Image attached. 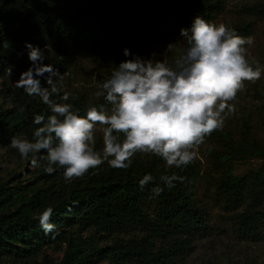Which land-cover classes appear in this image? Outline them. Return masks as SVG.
Instances as JSON below:
<instances>
[{
    "label": "trees",
    "instance_id": "1",
    "mask_svg": "<svg viewBox=\"0 0 264 264\" xmlns=\"http://www.w3.org/2000/svg\"><path fill=\"white\" fill-rule=\"evenodd\" d=\"M253 7L264 14V2ZM221 9L220 0H0V146L11 147L13 136L32 140L35 115L51 114L39 97L28 96L15 85L20 74L32 67L26 44L43 51L42 64L51 65L61 76L70 66L71 55L112 31L146 50L159 34L189 28L196 16L210 21ZM229 27L242 37L251 31L248 23ZM10 66L9 77L5 69ZM48 75L36 77L42 87H49ZM60 76L53 77L60 90L52 97L55 101L72 104L82 116L89 105L105 103L102 97L90 100L72 93L68 101H62ZM205 139L221 144L213 152L214 187L227 208L236 210L237 234L259 238L264 228V145L247 124L237 139L223 127ZM42 155L46 153L29 154L26 160ZM248 158L261 162L244 174H235V165ZM39 162L43 170L25 184H11L15 176H0V264H95L100 260L106 264H179L208 229L206 214L194 196L199 175L194 162L169 169L161 158L138 153L126 170L105 162L71 183L65 182L63 168L56 166L48 174L46 161ZM149 173L155 180L141 189L139 180ZM172 174L183 180L168 188L159 178ZM157 185L164 191L154 197L151 189ZM48 207L53 209L51 222L56 229L46 234L38 217ZM101 237H105L102 245ZM58 243H64L63 255L54 262L42 250Z\"/></svg>",
    "mask_w": 264,
    "mask_h": 264
},
{
    "label": "clouds",
    "instance_id": "2",
    "mask_svg": "<svg viewBox=\"0 0 264 264\" xmlns=\"http://www.w3.org/2000/svg\"><path fill=\"white\" fill-rule=\"evenodd\" d=\"M180 36L186 46L171 63L145 59L123 49L126 59L97 85L95 96L105 103L89 105L83 116L72 104L52 99L60 93L53 77L60 75L51 65L42 64L43 51L26 44L32 67L20 74L15 85L28 96L39 97L51 114L35 115L32 140L13 136L10 146L25 159L29 154L46 153L34 156L32 166L40 167L38 160H44L48 174L59 166L64 169L66 183L83 178L105 162L111 168L126 170L138 153L161 158L169 169L190 165L205 138L222 129L227 115L235 112L232 102L245 82L259 80L264 68H254L247 59L246 46L254 43V37H242L225 23L196 16L189 28L180 30ZM11 71V66L5 69L9 77ZM45 72L49 87H42L36 79ZM69 96L64 92L61 100L68 101ZM98 127L102 131L101 151L95 149ZM159 179L172 188L173 182L183 177L172 174ZM154 180L150 173L145 174L139 187L143 189ZM151 191L155 197L164 189L157 185ZM52 215L53 209L48 207L38 217L46 234L56 229Z\"/></svg>",
    "mask_w": 264,
    "mask_h": 264
},
{
    "label": "rangeland",
    "instance_id": "3",
    "mask_svg": "<svg viewBox=\"0 0 264 264\" xmlns=\"http://www.w3.org/2000/svg\"><path fill=\"white\" fill-rule=\"evenodd\" d=\"M220 1L222 9L209 22L225 23L227 26L248 23L251 28L249 36L254 37V43L246 46L247 59L254 68L257 65L264 68V14L256 12L253 7L264 0ZM185 46L186 42L178 30L159 34L152 46L146 50H140L135 44L119 39L112 31L108 37L94 39L85 49L70 56V66L60 76L59 86L64 92L82 95L90 100L96 99L95 93L99 90L97 85L102 79L108 78L112 70L126 59L122 54L123 49L127 48L131 53L145 59L153 58L171 63L182 53ZM232 103L236 110L227 115L223 128L237 139L244 124H247L250 133L264 145V73L255 82L246 81L244 89ZM102 147V131L98 127L95 148L102 150ZM221 148V144L215 139H205L199 146L198 157L194 161L199 170L194 182V196L206 214L208 229L195 239L191 250L179 264H264V228L257 239L240 237L233 219L236 210L228 209L222 196L215 191L213 178H216L217 173L213 167V152ZM260 162L259 158L238 162L234 173L244 174L248 169L257 167ZM38 163L40 167H33L31 162L12 151V147L0 146V176H15L10 180L11 184H25L35 176L38 177L39 172L43 170L39 160ZM85 233L86 231L82 232L83 235ZM123 236L127 237L121 234V237ZM104 238L98 240L100 245L105 242ZM63 250L64 243H58L45 245L42 251L55 262L60 260ZM38 260H41V256ZM106 262L100 260L95 264Z\"/></svg>",
    "mask_w": 264,
    "mask_h": 264
}]
</instances>
